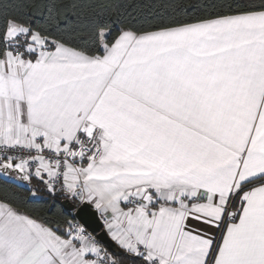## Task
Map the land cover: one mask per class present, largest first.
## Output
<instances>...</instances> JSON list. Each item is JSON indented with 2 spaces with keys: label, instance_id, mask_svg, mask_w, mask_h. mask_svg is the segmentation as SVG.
<instances>
[{
  "label": "snow or ice",
  "instance_id": "1",
  "mask_svg": "<svg viewBox=\"0 0 264 264\" xmlns=\"http://www.w3.org/2000/svg\"><path fill=\"white\" fill-rule=\"evenodd\" d=\"M193 12L75 34L0 13V180L74 205L0 197V264H264V0Z\"/></svg>",
  "mask_w": 264,
  "mask_h": 264
},
{
  "label": "trees",
  "instance_id": "2",
  "mask_svg": "<svg viewBox=\"0 0 264 264\" xmlns=\"http://www.w3.org/2000/svg\"><path fill=\"white\" fill-rule=\"evenodd\" d=\"M212 2L213 0H0V13L7 12L36 25L54 26L58 23L67 33L75 34L78 31L87 32L96 22L105 21L114 23L115 26L123 22L134 27H144L149 21L179 16L182 9L195 14L194 6L199 8ZM35 183L33 181L34 185ZM8 194L15 195L17 200L23 202V210L39 217L61 220V213L66 208V199L62 195L57 194L53 198L41 189L40 199L30 202L29 193L25 189L0 180V197ZM53 202L56 207L49 211ZM106 247L111 251H119L116 245Z\"/></svg>",
  "mask_w": 264,
  "mask_h": 264
},
{
  "label": "water",
  "instance_id": "3",
  "mask_svg": "<svg viewBox=\"0 0 264 264\" xmlns=\"http://www.w3.org/2000/svg\"><path fill=\"white\" fill-rule=\"evenodd\" d=\"M65 207L73 206L72 203L68 200L64 201ZM84 208V211L81 213V219L80 222L85 224V226L88 228L89 232H93L94 235L97 236L98 239L102 241V243L105 246H114L115 243L110 240L109 237L105 234L101 222L99 221L98 217H95L94 209L87 207V206H81Z\"/></svg>",
  "mask_w": 264,
  "mask_h": 264
},
{
  "label": "rangeland",
  "instance_id": "4",
  "mask_svg": "<svg viewBox=\"0 0 264 264\" xmlns=\"http://www.w3.org/2000/svg\"><path fill=\"white\" fill-rule=\"evenodd\" d=\"M17 183H20L19 181Z\"/></svg>",
  "mask_w": 264,
  "mask_h": 264
}]
</instances>
